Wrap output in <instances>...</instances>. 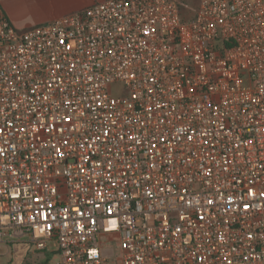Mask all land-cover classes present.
Segmentation results:
<instances>
[{
	"label": "built area",
	"instance_id": "1",
	"mask_svg": "<svg viewBox=\"0 0 264 264\" xmlns=\"http://www.w3.org/2000/svg\"><path fill=\"white\" fill-rule=\"evenodd\" d=\"M7 236L57 264H264V0H105L24 30L0 7Z\"/></svg>",
	"mask_w": 264,
	"mask_h": 264
},
{
	"label": "crops",
	"instance_id": "2",
	"mask_svg": "<svg viewBox=\"0 0 264 264\" xmlns=\"http://www.w3.org/2000/svg\"><path fill=\"white\" fill-rule=\"evenodd\" d=\"M105 0H0L10 23L19 30L49 23Z\"/></svg>",
	"mask_w": 264,
	"mask_h": 264
},
{
	"label": "rangeland",
	"instance_id": "3",
	"mask_svg": "<svg viewBox=\"0 0 264 264\" xmlns=\"http://www.w3.org/2000/svg\"><path fill=\"white\" fill-rule=\"evenodd\" d=\"M86 0H81L85 3ZM117 88H122L121 84ZM107 253L109 256H118V247L116 244L108 243ZM60 261V255L48 250L38 251L33 248L28 238L15 239L7 236L4 244L0 245V264H57ZM116 260L111 259L110 263Z\"/></svg>",
	"mask_w": 264,
	"mask_h": 264
}]
</instances>
